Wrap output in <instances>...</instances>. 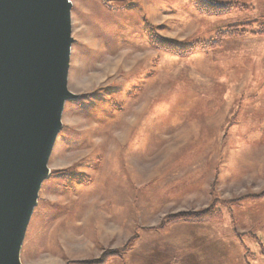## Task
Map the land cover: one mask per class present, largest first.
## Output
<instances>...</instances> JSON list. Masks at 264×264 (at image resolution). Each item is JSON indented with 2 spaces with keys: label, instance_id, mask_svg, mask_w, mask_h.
Masks as SVG:
<instances>
[{
  "label": "rangeland",
  "instance_id": "374dc122",
  "mask_svg": "<svg viewBox=\"0 0 264 264\" xmlns=\"http://www.w3.org/2000/svg\"><path fill=\"white\" fill-rule=\"evenodd\" d=\"M213 1L230 8L201 19L165 0H71L67 88L80 99L64 106L21 264H76L124 246L108 264H264V237L228 218L264 200L252 198L264 194V141L237 139L264 133V35L185 57L147 45L149 27L207 41L264 20V0ZM106 4L123 8L120 36ZM212 205L221 219L162 225Z\"/></svg>",
  "mask_w": 264,
  "mask_h": 264
},
{
  "label": "water",
  "instance_id": "95a60500",
  "mask_svg": "<svg viewBox=\"0 0 264 264\" xmlns=\"http://www.w3.org/2000/svg\"><path fill=\"white\" fill-rule=\"evenodd\" d=\"M71 0H0V264L24 236L62 130L74 42Z\"/></svg>",
  "mask_w": 264,
  "mask_h": 264
},
{
  "label": "trees",
  "instance_id": "16d2710c",
  "mask_svg": "<svg viewBox=\"0 0 264 264\" xmlns=\"http://www.w3.org/2000/svg\"><path fill=\"white\" fill-rule=\"evenodd\" d=\"M194 7L207 15H218L224 14L228 11L230 6L220 5L215 3L213 0H191ZM229 7V8H228ZM256 23L257 29L253 30L252 24ZM147 33V45L148 47L170 53L176 56H190L194 53H205L212 54L220 49H222L223 44L227 41L233 40L237 37H243L246 34L252 36H263L264 35V20L262 21H252L247 20L243 22H238L231 25L225 29L216 30L213 37L207 41H194V42H178L169 39L161 38L156 34L154 28L149 27L146 30ZM145 33V34H146ZM80 99V97L78 98ZM264 194L253 196V199L263 198ZM229 205V202L223 203ZM222 218V213L220 210L216 209L215 206L208 207L207 209L201 211H189V212H179L176 214L168 215L163 222V226H168L176 223H193L202 224L216 221ZM128 246H124L119 250H109L102 254V256L96 260L92 261H81L76 264H108L111 260L121 259L124 251Z\"/></svg>",
  "mask_w": 264,
  "mask_h": 264
},
{
  "label": "crops",
  "instance_id": "0c3cea01",
  "mask_svg": "<svg viewBox=\"0 0 264 264\" xmlns=\"http://www.w3.org/2000/svg\"><path fill=\"white\" fill-rule=\"evenodd\" d=\"M166 2L167 3H171L170 6H169V9H172L173 11H175V9H178L179 11H183V9H184L187 13H190V15L196 16V17L201 18V19H203V17H204V13L198 11L193 6L191 0H165L164 3H166ZM109 5H107V6H109V8H111V10H112V11L110 10L111 13H114L117 16H119V21L117 23L114 24V20L113 19H111V22H112V24H114L116 26V31L118 32V35L120 36V30L125 31V29H124L125 27L123 29H121L123 27V26L121 27V25L124 24V23H123V19H122L121 15L119 14V11L122 10L123 8L117 7V6L112 7L111 6L112 4H109ZM212 17H215V16H212ZM143 19H144V17H142V22L145 23V21ZM219 19H221V15L219 16ZM143 26H144V29H145V25L144 24L141 25L140 28H143ZM213 35L214 34L209 32L208 37H204V36H200V37L201 38H208L207 40H209V39H211L213 37ZM197 40L186 39V40H176V41H179V42H194V41H197ZM232 42L235 43L236 41H228L226 43L227 44H231ZM234 43H232V44H234ZM237 139L244 140L245 142H247V141L248 142L249 141L262 142V141H264V133H260V134H245L244 138L241 139V138H238V136H237ZM238 172H239V170H238ZM234 176H237V175H234ZM230 211L228 209V213L230 215V216L228 215V218H231L232 215H233V217L236 218V221H237L239 227L242 228V230L253 231V232H255V234H256V236L258 238L259 237L260 238L264 237V200H262L260 202L246 201L244 205H242L239 208H236V210L234 211V214H231ZM230 221H231V219H230ZM220 231H222V229H220ZM218 234L219 233L216 232V237L218 236Z\"/></svg>",
  "mask_w": 264,
  "mask_h": 264
}]
</instances>
